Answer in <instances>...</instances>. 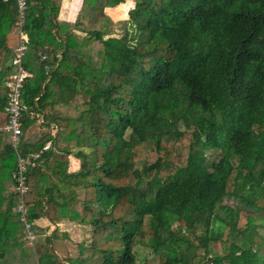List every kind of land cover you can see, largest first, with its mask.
<instances>
[{"label":"trees","instance_id":"trees-1","mask_svg":"<svg viewBox=\"0 0 264 264\" xmlns=\"http://www.w3.org/2000/svg\"><path fill=\"white\" fill-rule=\"evenodd\" d=\"M26 1L18 151L0 133V264H264V0H132L119 27L105 9L126 0H81L73 21L63 0ZM17 20L0 0V112ZM47 142L22 199L34 230L90 229L65 260L49 236L27 243L16 210L17 152Z\"/></svg>","mask_w":264,"mask_h":264},{"label":"built area","instance_id":"built-area-1","mask_svg":"<svg viewBox=\"0 0 264 264\" xmlns=\"http://www.w3.org/2000/svg\"><path fill=\"white\" fill-rule=\"evenodd\" d=\"M18 20L15 22L19 27V43L14 49V54L10 58V64L17 66V71L8 76L5 84L7 86L6 102L3 106L4 121L0 122V133L9 134V143L13 149L18 151V147L21 139V127H22V113L27 110V106L22 102V89L24 80L28 77V73L22 66V59L27 48V42L25 33L23 30V24L25 19V13L27 10L26 0H16ZM41 59H46L45 54H41ZM45 72L48 71V67H45ZM50 142H47L38 152L29 153L27 157H23L17 152V168L13 173L16 179V187L21 199L19 200L16 210L19 212V219L23 222L25 227V239L28 244H33L36 238L35 230L31 224L30 219L26 214V204L24 203L22 196L27 191L25 172L27 167L34 166L42 152L49 149ZM208 264H211L210 262Z\"/></svg>","mask_w":264,"mask_h":264},{"label":"rangeland","instance_id":"rangeland-1","mask_svg":"<svg viewBox=\"0 0 264 264\" xmlns=\"http://www.w3.org/2000/svg\"><path fill=\"white\" fill-rule=\"evenodd\" d=\"M126 4V7L123 8V11L119 8L118 6H115L113 8H106L105 12L108 13L110 16H112L116 21L120 20L119 22H117L118 24L124 20H126L129 16V10L133 7L134 2L132 0H127L124 2ZM117 27L120 26V24ZM40 122L41 119L39 118L38 121H36L35 125L31 127V129H39L42 128V126L40 127ZM73 151H77V148H74ZM88 151V150H85ZM78 167V161L75 157L71 156L70 157V161H69V169L70 170H74ZM81 195H82V191H81ZM46 222V221H45ZM42 222V223H45ZM48 225V224H47ZM48 227V226H47ZM47 227L44 228L43 225H40L35 228V230L37 231L36 233V238L35 241L33 243H36L37 241H43V238L46 237V233H47ZM62 230V232H66L69 233L68 234V238H66L64 240V238H62V240L57 241L56 240V250L55 253L62 259L65 260V258L67 256H72L73 253L75 252V245L78 243H82V244H87L90 240L91 237V231L87 226H77L76 224H71V223H65V225H62V228H60ZM262 231V230H261ZM52 235V234H51ZM64 241V242H62ZM58 243V244H57ZM62 243L65 245V249L60 248L58 249ZM58 246V247H57Z\"/></svg>","mask_w":264,"mask_h":264},{"label":"crops","instance_id":"crops-1","mask_svg":"<svg viewBox=\"0 0 264 264\" xmlns=\"http://www.w3.org/2000/svg\"><path fill=\"white\" fill-rule=\"evenodd\" d=\"M80 3H81V0H63L62 7H61V10H60V17L64 18L67 21H73L75 16H76V13L78 11V8L80 6ZM3 121H4V114L1 111L0 112V122H3ZM37 131H38V129H31V133H34V132H37ZM45 221L46 220L44 218H41L40 221H39L40 225H43L44 228H46L48 226L47 227V233H46L47 235L46 236H49L52 241H55V244H56V240L60 241V240H62V238H64V240H65L66 238L69 237L68 236L69 233L62 232V230L60 229V228H62V225H65V223L75 224V223L70 222V221H68L67 219H64V218H62L61 220H59L55 224H50L47 221L46 222ZM42 222H45V223H42ZM76 225L78 226V224H76ZM62 242H64V241H62ZM60 248L65 249V245L62 243V245L58 249H60ZM55 250H56V247H55Z\"/></svg>","mask_w":264,"mask_h":264},{"label":"water","instance_id":"water-1","mask_svg":"<svg viewBox=\"0 0 264 264\" xmlns=\"http://www.w3.org/2000/svg\"><path fill=\"white\" fill-rule=\"evenodd\" d=\"M10 62H11V60H10V59H8V61L6 62V64H7V65H9V64H10Z\"/></svg>","mask_w":264,"mask_h":264}]
</instances>
